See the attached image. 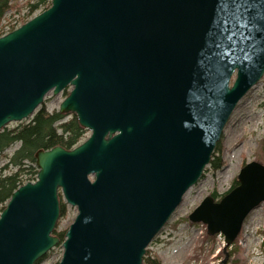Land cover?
<instances>
[{"label": "water", "instance_id": "water-1", "mask_svg": "<svg viewBox=\"0 0 264 264\" xmlns=\"http://www.w3.org/2000/svg\"><path fill=\"white\" fill-rule=\"evenodd\" d=\"M263 77L264 0H52L0 36V132L70 90L59 112L91 133L36 153L37 181L0 215V264H36L58 246L59 264H145ZM237 182L189 216L225 252L264 203V166ZM61 199L78 211L62 243Z\"/></svg>", "mask_w": 264, "mask_h": 264}, {"label": "rangeland", "instance_id": "rangeland-1", "mask_svg": "<svg viewBox=\"0 0 264 264\" xmlns=\"http://www.w3.org/2000/svg\"><path fill=\"white\" fill-rule=\"evenodd\" d=\"M38 1L10 0L12 9L1 20L0 33H5L16 26L18 28L43 12L41 8L31 14L32 5L37 4ZM66 98L67 95L63 92L58 96H54L53 92L49 93L44 103L23 123L31 121L42 109L51 114L59 113L60 106ZM62 115L65 116L64 121L74 116ZM20 124L22 123H12L6 128L13 130ZM90 136L91 133L88 132L80 143ZM218 145L220 151L216 154V159L221 161L222 167L217 170L208 166L199 183L189 190L188 203L185 196L182 205L147 248L145 257L158 258L161 264H264V203L248 216L242 233L227 252L224 250L226 246L224 236H210L204 224L192 223L189 220V216L206 198L213 194L221 197L228 193L237 183L241 169L247 164L258 162L264 166V77L240 101ZM19 147L20 144H14L6 150L0 157V169L9 163V159ZM27 168V172L32 174L21 177L24 183L29 182L28 179L35 178L34 173L39 171L36 163L29 164ZM16 171L14 167H10L7 173ZM61 201L66 206V213L63 217L61 214L56 235L65 234L78 214L77 209L68 206L63 199ZM63 252L61 246L56 247L42 259L40 264H59Z\"/></svg>", "mask_w": 264, "mask_h": 264}, {"label": "trees", "instance_id": "trees-1", "mask_svg": "<svg viewBox=\"0 0 264 264\" xmlns=\"http://www.w3.org/2000/svg\"><path fill=\"white\" fill-rule=\"evenodd\" d=\"M51 1L39 0L37 4L32 5L31 14L41 8H43V11L47 10L51 6ZM11 9L12 5H10V0H0V22ZM64 94L68 95L67 91ZM64 120L65 116L58 112L51 114L42 109L35 114L31 121L29 120L27 123L20 124L16 129L9 130L6 128L0 132V157L14 144H20L19 149L9 159V163L0 169V213L4 210L12 194L25 182L21 177L32 174L27 172V166L36 163L35 155L38 151L51 150L56 147L71 150L88 133V131L80 126L76 116H72L68 121ZM219 151L220 145H218L210 165L217 170L222 167L221 161L216 159V154ZM10 167H14L17 171L15 173H7ZM34 175L35 178L28 180H35L36 175H38V170ZM236 185L237 183L233 187ZM213 195L215 198L223 197ZM65 213L66 206L61 203L62 217ZM58 236L61 242H63L65 234L60 233ZM41 262L42 260L37 264ZM144 262L145 264H161L158 258L152 259L150 257H145Z\"/></svg>", "mask_w": 264, "mask_h": 264}, {"label": "bare ground", "instance_id": "bare-ground-1", "mask_svg": "<svg viewBox=\"0 0 264 264\" xmlns=\"http://www.w3.org/2000/svg\"><path fill=\"white\" fill-rule=\"evenodd\" d=\"M259 82H260V81H259ZM258 84H259V83H258ZM258 84H256V86H257ZM256 86H254V87H256ZM254 87H253V88H254ZM251 90H252V89H250L249 92H250ZM247 94H248V93H247ZM247 94H246V95H247ZM229 122H230V121H229ZM227 125H228V124H227ZM225 129H226V128H225ZM224 131H225V130H224ZM223 135H224V133H223ZM222 138H223V136H222ZM217 147H218V146H217ZM216 149H217V148H216ZM215 151H216V150H215ZM214 155H215V152H214ZM214 155H213V156H214ZM212 160H213V159H212ZM189 195H190V193H188V194L186 195V199H185V200L187 201V203H188V197H189ZM186 201H185V203H186ZM61 202H62V201H61ZM185 203H184V205H185Z\"/></svg>", "mask_w": 264, "mask_h": 264}, {"label": "snow or ice", "instance_id": "snow-or-ice-1", "mask_svg": "<svg viewBox=\"0 0 264 264\" xmlns=\"http://www.w3.org/2000/svg\"><path fill=\"white\" fill-rule=\"evenodd\" d=\"M233 2H235V0H233ZM226 6V0H222V7Z\"/></svg>", "mask_w": 264, "mask_h": 264}]
</instances>
